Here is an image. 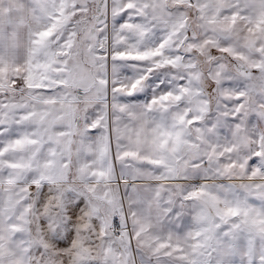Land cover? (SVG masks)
I'll use <instances>...</instances> for the list:
<instances>
[{"label": "snow or ice", "instance_id": "1", "mask_svg": "<svg viewBox=\"0 0 264 264\" xmlns=\"http://www.w3.org/2000/svg\"><path fill=\"white\" fill-rule=\"evenodd\" d=\"M0 264H264V0H0Z\"/></svg>", "mask_w": 264, "mask_h": 264}]
</instances>
